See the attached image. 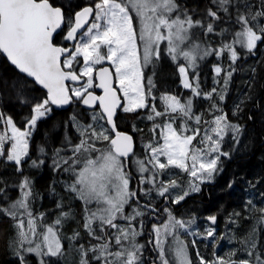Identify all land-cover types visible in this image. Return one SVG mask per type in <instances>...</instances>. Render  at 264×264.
Wrapping results in <instances>:
<instances>
[{"label": "snow or ice", "instance_id": "snow-or-ice-1", "mask_svg": "<svg viewBox=\"0 0 264 264\" xmlns=\"http://www.w3.org/2000/svg\"><path fill=\"white\" fill-rule=\"evenodd\" d=\"M86 24L89 26L85 29ZM212 36L220 37L218 45L201 39ZM237 44L249 53L264 45V0H206L198 15L182 8L178 0H90L71 15L52 0H0V53L23 74L11 86L20 102L30 108L24 130L11 116L0 112V159L22 172L26 158L31 159L29 139L38 121L49 117L54 106L64 110L83 106L82 111H74L69 117L67 127L74 133L65 134L61 146L52 150V166L69 173L67 191L83 202L82 227L87 240L80 242V231H73L70 237L61 234V226L72 218L71 211L61 210L51 222L45 213H34L31 180L24 177L19 185L21 195L15 200L8 201L0 188V215L13 221L16 235L9 246L17 264H30L29 256L37 258V264H60L69 248L75 252L74 264H144L145 245L137 242L141 233L133 221L145 212L139 206L137 191L130 188L132 174L127 170L128 162L136 155L134 137L119 129V114L135 113L139 117L141 110L147 109L144 118L153 121V140L144 145L145 159L136 160L139 183L151 187H142L139 192L145 196L155 192L172 204H180L223 171L221 158L231 155L223 150L225 137L231 133L234 144L240 143L242 126L233 123L213 100L215 93L222 101L223 92L215 87L203 91L196 71L198 60L227 54L231 61L228 69L214 65L217 76L225 72L223 83L227 86L235 71L232 65L240 59ZM102 47L106 52H101ZM164 55L176 62L182 86L191 91V96L182 103L176 95L161 94L164 107L158 110L154 103L157 97L152 95L155 85L148 78L145 90L142 69ZM181 58L184 63L179 62ZM105 61L110 62L112 70L95 67ZM97 88L102 94H96ZM201 96L213 101L208 110L210 120L204 119L205 113L194 111L193 97ZM158 118L162 122H157ZM137 131L143 130L133 125L132 132ZM39 150L44 152L43 147ZM43 163L31 161L33 167ZM173 170L187 174L190 179L186 186ZM262 182L264 178L248 184L255 189ZM235 183L230 180L227 188L232 189ZM258 196L259 203L249 198L245 208L258 212L259 220L264 221V191ZM125 206L131 207V212ZM56 207L62 209L59 203ZM165 211L169 219L162 225L164 235L173 236L175 247H169L170 259L161 227L153 225L156 259L159 264H194L189 245L179 238V230L188 232L194 218L185 220L167 208ZM239 215L230 213L229 222L235 224L234 217ZM206 219L212 227L203 233H190L212 239V257L207 258L197 249L198 264H264V244L258 248L252 235L240 241L244 258L238 256L241 249L235 248L218 255V243L226 237L217 234L216 214ZM191 247H197L196 240L191 241Z\"/></svg>", "mask_w": 264, "mask_h": 264}, {"label": "trees", "instance_id": "trees-1", "mask_svg": "<svg viewBox=\"0 0 264 264\" xmlns=\"http://www.w3.org/2000/svg\"><path fill=\"white\" fill-rule=\"evenodd\" d=\"M57 6H62L66 14H74L81 7L85 6L90 0H52ZM206 0H178L182 8H187L193 15L201 14L205 7ZM225 27L227 25H224ZM66 31V29H65ZM199 31V30H197ZM62 35V34H61ZM58 41L61 36L56 37ZM202 40L210 41L214 46L220 37H201ZM66 43V41H63ZM262 47V49H260ZM240 52V59L232 65L235 69L227 86L224 85L222 75L217 76L212 65L218 61H225L231 64L227 54L218 60L215 55L208 56L199 63V75L204 81L203 88L205 90L216 88L217 92L225 93L224 104L228 105L232 100L242 97L241 108L242 117L238 119L231 117V121H239L244 134V145L239 151H231L230 158L222 157L223 171L220 172L211 183H206L201 191L196 195H191L181 201L180 204H172L170 200L163 198L158 204L153 206L155 212L145 214L147 217L143 225L142 235L138 236V242L145 245L144 248V264H156L158 250L151 239V232L148 223H160L165 218V213L161 212L162 208L170 210L171 214L182 218L198 214L200 216L216 214L219 224L223 217L232 212H239L238 217H234L238 228L235 231L238 235L247 236L250 230V216L253 211L246 210L245 203L249 198H254V203H259L258 193L264 191V182L257 185L255 189L251 188L248 181L255 182L264 178V45H260L257 49L258 57H254L249 52L237 47ZM155 61L153 64H156ZM163 63L154 70L151 67L144 70V83L147 91L148 78H151L155 87L152 88V95L157 97L154 103L159 110H163L162 101L159 96L161 93H168L179 96L180 98L189 97V90L182 87L180 74L176 63L169 60H161ZM230 70V69H229ZM0 77L6 86L0 87V112L9 115L16 122L17 127L24 129L25 120L30 114L29 106L22 104L17 97L16 91L12 88V83L18 78H23V74L18 73L13 65L0 53ZM221 78V79H220ZM217 79L219 83H214ZM31 86V85H29ZM218 95L213 94V100L219 104ZM202 99L198 104L197 111L204 112L205 116H209L208 110L213 101ZM207 108V109H206ZM83 110V106H70L67 110L53 108L51 115L41 121H38L37 127L32 131L29 142V156L22 165V172H17L15 166L11 162H4L0 159V188L4 189L7 194V200L11 201L15 197L19 198L21 189L19 183L28 177L31 180V188L33 196L30 198L31 206L34 213H45L48 222H51L56 216L63 211H71L72 218L67 220L60 228L63 236L70 237L73 231H80L81 243L87 240V235L82 227L84 218V205L80 200L75 199L74 195L67 191V185L71 183L69 173L61 170H54L52 166L53 149L61 146V141L65 134H73L74 130H69L67 122L74 111ZM147 109L141 110L138 117L135 113H120L118 125L121 131L131 133L136 140V147L140 138H150V127L153 121L144 118ZM179 123V121H177ZM135 125L143 131L132 132V126ZM175 126V124H174ZM44 148V152H40V148ZM32 160H43L44 163L38 167H33ZM132 184H135L136 173L132 170ZM230 180H236L232 189L227 188ZM3 196V194H0ZM7 202V201H6ZM62 205V209L57 208V204ZM131 203V202H130ZM129 212L131 207L125 206ZM10 219L0 215V264H17V259L9 246L14 239V228ZM234 226V225H233ZM237 229V230H236ZM150 241H152L150 243ZM68 245V241H62ZM199 251L206 256L209 246ZM264 244V221H261L257 230V247ZM75 252L69 248V252L60 264H74ZM30 264H37V258L29 256Z\"/></svg>", "mask_w": 264, "mask_h": 264}, {"label": "rangeland", "instance_id": "rangeland-1", "mask_svg": "<svg viewBox=\"0 0 264 264\" xmlns=\"http://www.w3.org/2000/svg\"><path fill=\"white\" fill-rule=\"evenodd\" d=\"M89 26V25H88ZM87 26V27H88ZM86 27V28H87ZM220 40L218 39L217 40V45L219 44ZM139 43V41H138ZM164 45H162L163 47ZM235 47H239L240 49L244 50L245 52H248L246 49L244 48H241L240 45H235ZM259 48V47H258ZM262 49V47L260 48ZM142 51V49H141ZM101 52L104 53L106 52V48L102 47L101 49ZM251 55H253L254 57H258V52H257V49L254 50V53H251ZM224 56V55H223ZM223 56L221 57H218V60L222 59ZM169 60L171 63H176V62H173L167 55H164L163 58L161 60ZM157 61L156 64H149L145 67H143V73H144V70L145 68H148V67H151V70H154L156 69L157 67H159L161 65V67H163V63H160V61ZM203 60H198L197 63H198V67H199V63L202 62ZM106 63H109L108 61H105ZM180 63H184L183 59L181 58ZM214 65H219L222 67V69H228V66L229 64H226L225 61H218L217 63L213 64L212 65V68L214 70ZM97 67V65L95 66ZM198 67L196 69V71L198 72L199 74V71H198ZM180 74V73H179ZM220 75H222L223 77L225 76V72L222 71L220 73ZM86 79V78H85ZM221 79V78H220ZM180 80H181V75H180ZM215 81H218L217 79L214 80V83H216ZM83 81L79 82V83H82ZM199 82H200V85H201V89L203 91H211L210 89H207L205 90L203 88V84H204V81L202 80V77L199 75ZM79 83H73V84H70L71 86L73 87H78L79 86ZM116 83V82H115ZM144 83V82H143ZM182 84V83H181ZM205 85V84H204ZM144 86H145V83H144ZM116 87H118V84L116 83ZM183 87V86H182ZM146 90V89H145ZM189 90V89H187ZM190 91V90H189ZM161 94H168V93H161ZM160 94V96H161ZM172 95V94H170ZM189 96H191V91L189 92L188 94ZM224 95V98H225V93H223ZM159 96V97H160ZM179 97V96H178ZM180 98V97H179ZM181 99V102H185L186 98H180ZM204 99L202 96L201 97H193V105H194V111H197V107H198V104L201 102V100ZM218 101H219V107L223 109V112L224 113H227L228 114V117L229 115L231 117H235V118H239L240 116L242 117V114L241 111H242V106H241V101H242V97L239 98H236L235 100H232L228 105H225L224 104V99L221 101L219 99V96H218ZM161 101V100H160ZM207 103V106L209 105V101L206 102ZM239 104L240 105V110L239 111H236V105ZM162 107H164V102L162 101ZM207 109V108H206ZM159 110V109H158ZM235 111V115H233V112ZM198 112H200L198 110ZM204 113V112H203ZM218 114V113H217ZM212 117L211 115L209 116H204V119L206 120H210ZM147 120V119H146ZM149 121V120H148ZM157 122H162L161 118H158L157 119ZM233 122V121H232ZM233 123H236V124H239V121H234ZM174 126V125H173ZM148 127H150V129H152L153 127V123L152 124H149ZM175 127V126H174ZM21 130H24V129H21ZM158 133H159V130H157V138H158ZM150 138L148 139H144V138H140L139 141H138V147L137 149L135 150V153L136 155L134 157H132V159L128 162L127 164V170L132 174V170H134V172L136 173V177L138 178V180L136 179L135 181V184H132V179H131V183H130V188L132 190H135L137 191V198H138V202H139V206L140 208L145 212V214H150V212H155L153 211V206L155 204H158L160 201L163 200V197H159L158 195H156L155 192H152L150 195L148 196H145L143 193L139 192V189L144 187H151V185H141L139 183V176H140V173L138 172V166L136 164V160L137 159H145V156H146V153H145V150H144V145L147 144L150 140H153V133L150 131ZM244 134L242 132V134L240 135L239 137V140H240V143L239 144H234V142L232 141L231 139V133H229L228 136L225 137V140H224V144H223V150L224 151H229L230 149L232 151H239L243 145H244ZM29 142H30V139H29ZM163 141L160 140V143H162ZM195 143V142H194ZM233 148L235 150H233ZM231 153V151H229ZM232 155V154H231ZM27 159V158H26ZM163 159V157L161 158ZM173 171H176L179 173V170H173ZM144 175H148L147 173H145ZM180 177H181V182L186 186L187 183H188V180L190 179L187 174H184V173H179ZM132 176H134V174H132ZM22 182V181H21ZM20 182V183H21ZM213 182V181H212ZM19 183V185H20ZM206 184V183H204ZM204 184H201L200 187L202 188ZM177 192L179 191V189L176 190ZM197 193L199 192H193L191 193L189 196L191 195H196ZM17 199L16 197L13 199L15 200ZM170 200V199H168ZM151 204L152 207L151 208H144L143 206L146 205V204ZM132 207H137L136 204H132ZM132 208H130V211L131 212ZM156 210V209H155ZM161 212H164L165 213V218L162 222L160 223H156V222H153V223H148V228L150 229V232H151V239L153 241V243L155 242V233L153 231V225H156V226H159L161 227V235H162V238L164 239V248H165V251L168 252L169 250V247L172 246V247H175V244H174V241H173V236L172 235H167L165 236L164 235V230H163V227L162 225L164 223H166L169 219V213L165 211V208H162L161 209ZM173 215V214H172ZM259 213H252L251 216H250V230L248 232V235L247 236H242L241 235H238L237 232L235 231V228H238V223H230L229 220H228V217L229 215H226L225 217H223L222 221L220 224L219 222L217 221V224L214 226L216 227V230H217V234L220 235V234H223L225 235V239L223 240H220L219 243H218V246L216 248V251H217V254L218 255H224L225 253L229 252L230 250L232 249H241V251L238 252V256L240 258H244V252L242 251L243 249V245L240 243L241 240H244V239H247L250 235L253 236V238L257 241V230H258V227L261 223V221L259 220ZM147 217H138L136 221H133V224L136 226L137 228V231L140 232L142 235V229H143V225L145 224L146 220H147ZM209 216V215H205V216H200L198 214H193L191 216H186V217H182V219H185V220H188V219H192L194 218V223L190 226V228L188 229V232H185L184 229H180L179 230V238L181 240H183L186 244L189 245V255L190 257L193 259L194 261V264H198V261L196 260V257H195V252L196 250L200 248V246H198L197 244V247L196 248H192L191 247V241L192 240H196L197 242L199 241V244L201 245V249H204V247H208L209 246V251H208V254L206 255L207 258H211L212 257V248H211V244H212V239L211 238H208V239H202L199 235H192L190 233H203L205 228L207 227H212L213 225H211V223L206 219V217ZM179 218V217H177ZM139 221H142V224L139 223ZM13 223V221H12ZM121 223H125L124 221H121ZM234 225V226H233ZM12 226V225H11ZM235 227V228H234ZM237 230V229H236ZM254 230V231H253ZM15 231V229H14ZM15 235L16 233L14 232V238H15ZM138 235V236H140ZM138 236L136 239H138ZM231 239V242H229V240ZM138 242V240H137ZM139 243V242H138ZM139 244H142V243H139ZM155 244V243H154ZM156 250H158L156 248ZM169 254V258L172 259V254L170 252H168ZM174 264V262H173Z\"/></svg>", "mask_w": 264, "mask_h": 264}, {"label": "water", "instance_id": "water-1", "mask_svg": "<svg viewBox=\"0 0 264 264\" xmlns=\"http://www.w3.org/2000/svg\"><path fill=\"white\" fill-rule=\"evenodd\" d=\"M83 7H84V6H83ZM81 8H82V7H81ZM81 8H80V9H81ZM80 9H79V10H80ZM79 10H78V11H79ZM87 26H88V25L86 24V25H85V29H86ZM69 43H72V42H69ZM1 54L7 59L6 55H4L3 53H1ZM101 67H109L110 70H111V67H110L109 65H103V66H101ZM99 68H100V67H99ZM99 68H98V69H99ZM97 82H98V81H97ZM67 83H69V84H73V83H77V82H67ZM114 84H115V80H114ZM96 90H97L98 92H100V93H97V92L95 91L96 94H98V95H99V94H102V90H101V89L97 88ZM53 108H56V107L54 106ZM56 109H59V108H56ZM125 132H126V131H125ZM130 134H131V133H130ZM133 137H134V136H133ZM135 146H136V140H135V138H134V149H135Z\"/></svg>", "mask_w": 264, "mask_h": 264}, {"label": "flooded vegetation", "instance_id": "flooded-vegetation-1", "mask_svg": "<svg viewBox=\"0 0 264 264\" xmlns=\"http://www.w3.org/2000/svg\"><path fill=\"white\" fill-rule=\"evenodd\" d=\"M72 43H74V42H72ZM65 44H70V43L66 41ZM103 65H109V66L111 67V65H110L109 63L104 62L102 65H97L96 68L98 69L99 67H101V66H103ZM78 67H79V66H78ZM111 70H112V69H111ZM114 86L116 87V83H115ZM95 91H96L97 93H100V92H98L96 89H95Z\"/></svg>", "mask_w": 264, "mask_h": 264}]
</instances>
